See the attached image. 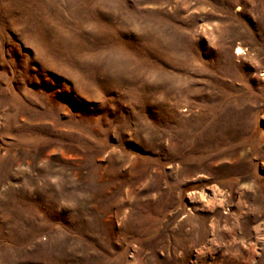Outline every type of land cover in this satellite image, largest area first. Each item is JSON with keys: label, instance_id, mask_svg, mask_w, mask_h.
<instances>
[{"label": "rangeland", "instance_id": "rangeland-1", "mask_svg": "<svg viewBox=\"0 0 264 264\" xmlns=\"http://www.w3.org/2000/svg\"><path fill=\"white\" fill-rule=\"evenodd\" d=\"M0 264H264V0H0Z\"/></svg>", "mask_w": 264, "mask_h": 264}, {"label": "bare ground", "instance_id": "bare-ground-1", "mask_svg": "<svg viewBox=\"0 0 264 264\" xmlns=\"http://www.w3.org/2000/svg\"><path fill=\"white\" fill-rule=\"evenodd\" d=\"M241 52V51H240Z\"/></svg>", "mask_w": 264, "mask_h": 264}]
</instances>
